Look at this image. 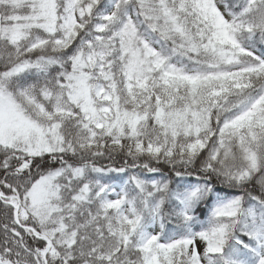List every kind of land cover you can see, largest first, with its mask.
<instances>
[{
    "label": "snow or ice",
    "instance_id": "1",
    "mask_svg": "<svg viewBox=\"0 0 264 264\" xmlns=\"http://www.w3.org/2000/svg\"><path fill=\"white\" fill-rule=\"evenodd\" d=\"M0 264H264V0H0Z\"/></svg>",
    "mask_w": 264,
    "mask_h": 264
}]
</instances>
